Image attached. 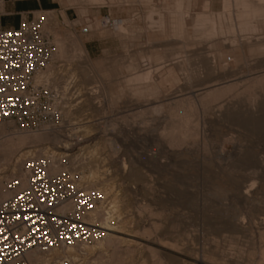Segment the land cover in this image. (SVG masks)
Returning <instances> with one entry per match:
<instances>
[{
    "label": "rangeland",
    "instance_id": "rangeland-1",
    "mask_svg": "<svg viewBox=\"0 0 264 264\" xmlns=\"http://www.w3.org/2000/svg\"><path fill=\"white\" fill-rule=\"evenodd\" d=\"M43 1H55L60 6L58 11L53 12L57 19L47 24L54 51L56 39L65 51V58L52 62L60 70L59 75H54V80L58 81L53 80L54 87L64 92V86L71 81L74 65L86 66L89 78L80 87L78 82L73 88L68 85L65 96L55 105L60 119L49 126L52 129L34 131L44 134V140L49 139L38 145H42L40 149L69 156L62 162L67 167L66 173L70 179L83 183L84 187L97 185L94 191L100 192L103 197L98 207L105 213L110 225L114 229L123 227L134 232L133 237L126 239L132 241L128 246L135 253L124 256V264H156L160 260L162 264H197V258L206 259L208 252L216 251L215 247H218L220 256L224 255V261L257 260L264 250L258 234H233L226 222L233 215L264 217V80L259 85L255 84L256 87L252 84L253 89L252 86L251 89L246 88L250 84L248 78L250 81L252 76L264 75V43L259 49H249L247 56L242 53L236 56L221 53L218 44L239 45L245 40L263 42L264 30L241 32L238 22H235L236 10L231 6L229 11L226 8L225 11L223 0H184L185 6L180 8L182 11L174 10V6L170 5L176 0H162L163 6L161 0ZM203 3H207V8L203 7ZM186 5L190 9L185 8ZM197 10L204 12L208 18L217 14L221 17L224 13L223 19V16L219 17L223 22H219L222 26L227 24L225 28L232 23L234 32L223 26L224 33L219 34V18L215 17V20L210 18L217 25L216 34L211 36L213 38L205 40L197 37L199 35L195 37L192 35L194 27L189 20L198 13ZM177 11L190 13L189 20L183 16L187 20L185 24H188H184V31L179 30L178 24L175 28L171 26L175 25L174 21L168 24L169 18L174 20L178 17ZM169 13L176 16L167 15L168 18L166 14ZM150 14L152 24L148 20ZM159 14L162 16L159 17ZM158 18H166L163 20L166 23L158 27L155 23ZM117 23L122 24L124 34L115 28ZM171 32H182L185 38L183 41L180 39V45ZM245 36L248 39L252 36L253 40ZM181 41L190 45L181 48ZM77 42L83 43L89 63L84 64L85 59L78 56ZM166 42L170 45H166ZM195 44L199 45L195 47ZM76 54L78 57L72 58ZM221 54L227 60L226 64L222 63L225 72L211 75L203 66L204 60L216 58V61ZM203 57L207 59L201 60ZM180 60L186 62L183 69L174 66L173 61ZM143 72H151L150 78L160 84V92L157 93L158 97H146L151 102L157 99L158 103L138 109L134 102L138 97H134L133 89L144 88L147 81L133 78L143 75ZM152 79L149 80L152 82ZM174 79L177 83L174 82L173 86L171 83ZM215 81L217 84L227 83L229 89L222 99L210 102L207 110L202 111V107H199L201 98L194 96H191V102L198 107V113H188V100L182 103V114H189V125L185 123L187 126L184 124L183 127L188 137H185L186 143L181 146L179 154L170 155L167 153L168 147L161 141L168 137L160 135L167 133L171 123L178 120L176 123L179 124L184 120L181 113L171 118L169 105L173 106L177 97L189 98V93L193 92L196 96L207 85L216 84ZM252 92L256 95H251ZM144 99L138 101L143 103L146 101ZM5 166H0V176L9 174L10 169H5ZM95 170L98 172L96 176L92 174ZM249 187H252L253 198L250 202L245 201L243 194L234 191L242 188L243 193ZM114 199L115 207L110 210ZM152 225H156L157 229ZM145 230L149 234L145 235ZM119 246L122 250L126 248L122 244ZM187 251L192 253L188 254ZM152 252L156 257H151ZM86 258L90 260L92 257Z\"/></svg>",
    "mask_w": 264,
    "mask_h": 264
},
{
    "label": "built area",
    "instance_id": "built-area-1",
    "mask_svg": "<svg viewBox=\"0 0 264 264\" xmlns=\"http://www.w3.org/2000/svg\"><path fill=\"white\" fill-rule=\"evenodd\" d=\"M29 13L18 28L0 29V123H12L30 132L60 119L56 102L65 96L43 77L54 61L52 35L47 33L49 13ZM29 16V17H28ZM70 88L77 83L73 79ZM47 157L30 156L23 162V177L6 183L8 196L0 195V264H87L83 255H65L80 244L104 238L91 219L102 195L88 190L63 172L50 175Z\"/></svg>",
    "mask_w": 264,
    "mask_h": 264
},
{
    "label": "bare ground",
    "instance_id": "bare-ground-1",
    "mask_svg": "<svg viewBox=\"0 0 264 264\" xmlns=\"http://www.w3.org/2000/svg\"><path fill=\"white\" fill-rule=\"evenodd\" d=\"M65 1V0H64ZM76 1V0H75ZM91 1H95V0H91ZM97 1V0H96ZM100 1V0H98ZM107 1V0H106ZM109 1V0H108ZM113 1V0H112ZM121 1V0H120ZM159 1V0H158ZM157 1V2H158ZM164 1H168V0H164ZM173 1V0H172ZM171 1V2H172ZM184 0H176V1H173L172 6H174V10L175 9H179V11L182 9L183 6H185L183 3ZM188 1V0H187ZM62 2V1H61ZM72 2V1H71ZM118 2V1H117ZM156 2V0H155ZM162 2V0L160 1ZM193 2V1H192ZM196 2V0L194 1ZM116 2H114L115 4ZM168 3V2H166ZM200 4V2H198ZM161 5L164 4L163 2L160 3ZM189 4V2L187 3ZM222 7H224V9H229L231 8V6L234 7V10H236V14L235 15V18H236V21L235 22H238V28L240 29L241 32H247V31H251V33H253V31H256L257 30H264V0H223L222 1ZM69 5V4H68ZM113 5V4H111ZM117 5V3H116ZM167 5V4H166ZM166 5H164L166 7ZM192 5V4H191ZM66 6V5H65ZM163 6V5H162ZM187 7L185 8H189V5H186ZM207 3H203V7H206L207 8ZM202 6H199L198 8H201ZM203 7L201 9H203ZM173 8V7H172ZM82 9V8H81ZM190 9V8H189ZM223 9V8H222ZM225 9V11H226ZM161 10V9H159ZM168 10V8H167ZM232 10V9H231ZM156 11V10H155ZM177 11V15L178 17L177 18H169L172 16L173 13H169V14H166L167 15H170L168 18H169V21H168V24L170 22L171 24V21L173 23V21L175 22L174 24L175 25H171V26H175L177 27L179 25V30L181 31H184L185 29V25L187 26L188 24H185L187 23V20H185V18L183 17L184 15L187 17V19L189 20L190 18H188V14H190L188 12V14H183L181 12ZM187 11V10H185ZM192 11V10H191ZM198 13H195V16L194 18H192V20H189L191 22V24L193 25L194 29L197 28V29H193L192 31V35L194 34L195 35H199L197 37H199L200 39H208L212 36V34L215 33V30H216V22L213 23V21L215 20V17H220V16H217L215 15L210 17L211 19H214L213 21L210 20V18L206 17L205 16V13L204 12H199V10H197ZM202 11V10H201ZM176 12V11H175ZM233 12V11H232ZM84 13V12H83ZM160 13V12H159ZM162 13V12H161ZM168 13V12H167ZM186 13V12H185ZM226 13H229V12H226ZM234 13V12H233ZM216 14V13H215ZM49 21L48 23L51 21V20H56L57 18L55 17V15H53V13H49ZM207 15V14H206ZM221 15V14H220ZM224 15V13H222V16ZM228 15V14H227ZM162 16V15H161ZM160 14H159V17H161ZM176 16V15H175ZM175 16H172V17H175ZM193 16V14H192ZM221 16V17H222ZM158 17V16H157ZM214 17V18H213ZM220 17V18H221ZM230 17V16H228ZM227 17V18H228ZM234 17V16H233ZM218 20L219 21H222V20ZM224 18V16L222 17V19ZM231 18V17H230ZM159 20L156 23V25L158 24V27H160L159 25H162V24H165L166 21H164L165 23H163V20H167L166 18L162 19V18H158ZM234 19V18H233ZM96 20V19H95ZM148 20L150 21V23H154L153 22V19L151 17V14L149 15L148 17ZM229 20V19H227ZM238 20V21H237ZM97 21V20H96ZM95 21V22H96ZM101 21V20H100ZM147 21V20H146ZM188 21V23L190 24V22ZM231 21V19H230ZM229 21V22H230ZM98 22V21H97ZM123 22V21H122ZM121 22V23H122ZM125 22V21H124ZM148 22V21H147ZM223 22V21H222ZM224 22L226 23V21L224 20ZM232 22V21H231ZM101 23V22H100ZM121 23H117L115 26V28L119 31L120 34L123 33L124 31V28L122 26ZM220 23V22H219ZM218 23V24H219ZM176 24H178L176 26ZM185 24V25H184ZM209 24V25H207ZM232 24V23H231ZM230 23L228 24L229 27L231 25ZM97 25V24H95ZM99 25V23H98ZM191 25V26H192ZM207 25V26H206ZM225 25V24H224ZM223 25V26H224ZM227 25V24H226ZM225 25V26H226ZM169 26V25H168ZM219 26V25H218ZM223 26L221 25L220 23V26L217 27L219 28L218 31L219 34L222 32L224 33V29H228L229 31H231L232 33L234 32V26H232L231 28H225L224 26V29H223ZM163 27V26H162ZM174 27V28H175ZM172 29V28H170ZM237 29V30H239ZM47 30V29H46ZM163 30V29H161ZM177 30V29H175ZM173 30V31H175ZM186 30V29H185ZM228 30H225L228 32ZM172 31V32H173ZM259 31V32H260ZM50 31L47 30V33H49ZM171 32V33H172ZM176 32V31H175ZM174 34L172 33L171 36L174 38V39H177L179 41H177V44H179L178 42H180V39H183V35H182V32H180L179 34ZM179 32V31H177ZM217 32V33H218ZM262 32V31H261ZM117 33V34H119ZM161 33V32H160ZM198 33V34H197ZM226 33V32H225ZM230 33V32H229ZM124 34V33H123ZM184 34V33H183ZM216 34V33H215ZM243 34V33H242ZM191 35V36H192ZM222 35V34H221ZM227 35V34H226ZM247 35V34H246ZM252 35V34H251ZM217 36V35H215ZM56 37V36H55ZM159 37H161V35H159ZM170 37V36H169ZM188 37H190L188 35ZM196 37V36H195ZM235 37V36H234ZM243 37V36H242ZM241 37V38H242ZM250 37V36H249ZM260 37V36H258ZM57 38V37H56ZM55 38V39H56ZM213 38V37H211ZM210 38V39H211ZM244 38L248 39L247 36H245ZM252 38V36H251ZM250 38V39H251ZM161 39H164L161 37ZM187 39V38H186ZM194 39V38H193ZM199 41H203V40H200ZM243 39V38H242ZM248 39V40H250ZM256 39V38H254ZM58 41V39H56ZM160 40V39H159ZM188 40V39H187ZM196 40V39H195ZM198 40V38H197ZM196 40V41H197ZM244 40V39H243ZM253 40V38H252ZM263 40V42H259L258 41H254L255 43H251V42H246L243 41L242 43H240L239 45L237 44H233L232 45H228L230 43H228L226 45L225 44H218V50L219 52L221 53H228L230 56H236L235 54L238 53H242L243 55L247 53V51L249 49H259L258 47L264 43V38L262 39L261 38V41ZM55 41V40H54ZM55 41V45H56V50H55V53H54V60H61L63 58H65V51L64 49L62 48L63 46L60 45L59 42ZM166 41V40H164ZM181 41V42H182ZM186 41V40H185ZM191 41V40H190ZM158 42V41H157ZM170 42V41H169ZM195 42V41H194ZM165 43V42H163ZM171 43V42H170ZM170 43L168 44V42H166V45H170ZM183 43V42H182ZM196 43V42H195ZM239 43V42H238ZM75 44V43H74ZM175 44V43H174ZM76 47H77V51L79 52V55L76 54L72 56V58H76V57H81V58H84L85 61H84V64L85 62L86 63H89V59L87 57V54H86V51L84 50V45L83 43L81 42H77L76 43ZM176 45V44H175ZM180 45V44H179ZM190 44L188 42L186 43H183L182 44V47L181 48H186L188 47ZM192 45V43H191ZM197 47V45L199 44H195ZM174 46V45H173ZM194 46V44H193ZM203 46V45H202ZM263 46V45H262ZM204 48H201L200 50H202ZM217 49V48H216ZM184 50V49H183ZM188 50V49H186ZM199 50V49H198ZM180 51V50H179ZM214 51V50H213ZM77 52V53H78ZM145 52V51H144ZM164 52V51H163ZM197 53H199L198 51H196ZM195 52V53H196ZM211 52V50H210ZM264 52V51H263ZM168 53V52H167ZM173 53V52H172ZM186 53V52H185ZM193 53V52H192ZM213 53V52H212ZM194 54V53H193ZM217 54V53H216ZM78 55V56H77ZM174 55V54H173ZM206 55V54H205ZM209 55V54H208ZM207 55V57H208ZM212 55V54H210ZM241 55V54H240ZM249 55V54H248ZM171 56V55H170ZM213 56V55H212ZM215 56V55H214ZM227 56V55H226ZM229 56V57H230ZM247 56V55H246ZM228 57V56H227ZM163 58V57H162ZM238 58V56H237ZM240 58H243L242 56H240ZM148 59V58H147ZM151 59V58H150ZM204 60V59H207L206 57H203L201 58V60ZM209 59V58H208ZM216 59V58H214ZM214 59H211V60H204L205 61V64L203 66H206V69H208V73H211V75L215 74V73H219L220 71V74L221 75V72L224 71L225 72V66H222V63L227 61L225 60V56L224 55H219L218 56V59L215 61ZM230 60L232 58H229ZM234 59V58H233ZM166 60V59H165ZM247 60V59H246ZM171 61V60H170ZM187 61V59H186ZM198 61V60H197ZM79 62H81V60H79ZM175 62L174 63V66L175 68L177 69H183L185 68V60H180V61H173ZM217 62H219V64H217ZM83 64V62H81ZM171 63V62H170ZM204 63V62H203ZM202 63V64H203ZM78 64V63H77ZM226 64V62L224 63ZM231 64V63H230ZM248 64V63H247ZM133 66V65H132ZM223 67V68H222ZM74 69H71L73 70V72L70 74L71 75V79H74L76 81V79L78 80L79 78L80 79H83V81H76L78 82L79 84V87L82 86L83 82L87 81L88 80V74H89V69L86 68V66L84 65H74L73 67ZM157 69V67H155ZM205 68V67H204ZM224 69V70H223ZM228 69V68H227ZM147 70V69H146ZM159 70V68L157 69V71ZM204 70V69H203ZM59 68H55L53 65L49 66L47 72L45 73V75L43 77H45L46 79H48L49 81L51 79L54 80V75L56 74H60L59 72ZM150 71V70H149ZM252 71V70H251ZM58 72V73H57ZM64 72H69L68 70L64 71ZM156 72V70H155ZM227 72H230L227 70ZM154 73V72H153ZM152 73V74H153ZM231 73V72H230ZM236 73V72H235ZM259 73V72H258ZM262 73V72H261ZM138 74V73H137ZM141 74V73H140ZM185 74V72H184ZM225 74V73H224ZM234 74V73H233ZM255 74V73H254ZM69 75V74H68ZM256 75V74H255ZM243 76V75H242ZM79 77V78H78ZM135 78H133V80H136V81H147L146 82V85H144V88H137L136 90H134V93L133 95H135L134 97H138L137 98V101H134L135 102V106L136 108H143L147 105H152V104H156L158 103L157 99L155 101L152 100H146V97H150L151 95L153 96H157V93L160 92V84L157 83V81H155L154 79L150 78L151 77V72H146L144 74L143 72V75H138V76H134ZM190 77V76H189ZM56 78V77H55ZM70 78V77H69ZM87 78V80H85ZM154 78V77H153ZM251 80L249 81V78L247 79L248 80V84L246 86L247 89H253L255 88V84H258L261 82H263L264 80V75H256V76H252L250 77ZM149 79H152L153 81L151 82ZM187 79V78H186ZM226 80V79H225ZM56 82V80H54ZM132 81V79H131ZM172 81V80H171ZM177 80L174 79L173 82L171 83L173 85V83H177L176 82ZM186 81V80H185ZM58 82V81H57ZM56 82V83H57ZM247 82V81H246ZM69 83V82H68ZM134 83V82H133ZM145 83V82H144ZM174 83V84H175ZM207 83V82H205ZM214 83V81H213ZM216 83V81H215ZM225 83V82H224ZM168 84V83H167ZM171 84L169 86H171ZM246 84V83H245ZM252 84L255 86H252ZM59 85V84H58ZM57 85V86H58ZM67 85V84H66ZM66 85L63 87L64 90L63 91H66L67 88H68V85L66 87ZM207 85V84H206ZM259 85V84H258ZM257 85V86H258ZM174 86V85H173ZM252 86V87H251ZM134 87V86H133ZM140 87V86H139ZM172 87V86H171ZM232 87V85L230 86ZM251 87V88H250ZM62 88V89H63ZM82 89V88H81ZM229 89V86H227V83L226 84H211V85H207L205 88H203L202 90H200L197 95L195 96L194 92L193 93H189V98H185V97H177L174 99V103L172 104L173 106L169 105V115L170 117L172 118V116H174L175 114H179L181 113V116H183V122H180L179 124L176 123H171L170 126L167 128V133H164L166 134V136L164 134L160 135L161 137H168L167 139H162L161 141L163 142V144H165L169 151L167 153H169L170 155H178L179 154V150L182 149V145H184L185 140L187 138H185L187 136V133L185 131H183V127H184V124H188L187 120L189 119V114H195L197 112V108L192 102V98L191 96H194L195 98H201L200 100V105L199 107L201 106L202 108V111L206 109V107L208 108V104L210 102H215V101H218L219 99H222L223 98V95L226 94V91H228ZM246 91V89H244ZM264 91V90H263ZM87 92V91H86ZM196 92V91H195ZM243 92V91H242ZM247 92V91H246ZM245 92V93H246ZM257 92V91H256ZM251 93V92H250ZM249 93V94H250ZM258 93V92H257ZM84 95V93H82ZM173 94V93H172ZM254 93L252 92L251 95H253ZM261 94V93H260ZM263 94V93H262ZM93 95V94H92ZM247 95V94H246ZM256 95V94H254ZM82 96V95H81ZM80 96V97H81ZM151 96V97H153ZM258 96H260L258 94ZM257 96V97H258ZM144 101L143 103L139 102L138 99H142L144 98ZM150 97V98H151ZM222 97V98H221ZM225 97V96H224ZM253 97V96H252ZM257 97H254V98H257ZM185 98V99H184ZM209 99V100H208ZM189 101L187 103H189V107H188V113L189 114H182V112H184L182 110L183 106H182V103L184 101ZM208 100V101H207ZM247 100V99H246ZM249 100V99H248ZM255 100V99H254ZM199 101V100H198ZM150 102V103H149ZM245 102V101H243ZM248 102V101H246ZM256 102V101H255ZM246 105V104H245ZM255 105V103H254ZM231 106V105H230ZM160 107V106H159ZM263 107V106H262ZM147 109V108H146ZM152 109V108H151ZM234 109V108H233ZM207 110V109H206ZM231 110V109H230ZM182 111V112H181ZM148 112V111H147ZM205 112V111H204ZM198 113V112H197ZM252 114V113H250ZM254 114V113H253ZM252 114V115H253ZM175 117V116H174ZM261 117V116H260ZM176 119V118H175ZM172 120V119H171ZM185 124V125H186ZM200 124V123H199ZM87 125H90L87 123ZM189 125V124H188ZM84 126H86L84 124ZM187 126V125H186ZM82 127V125H81ZM87 128V127H85ZM89 128V127H88ZM48 129H52V127H47V128H44L42 129L41 131H45V130H48ZM54 130V129H53ZM186 130V128L184 129ZM188 131V130H186ZM195 132V131H194ZM196 133V132H195ZM43 135L42 133H36V132H30V131H26V130H19L14 124L12 123H0V166L1 165H6L5 169H10L9 170V174L7 173H4L6 175H1L0 176V195L2 197H5V196H8V193L6 191V183L11 180L12 178L14 177H23L24 176V171H23V162L25 159H27L28 157L30 156H35V157H47L50 162H51V166H50V169H49V174L50 175H58V174H61L63 172H66L67 170V167L63 164L62 161H64L63 159L64 158H67L69 156H66V155H63V154H60V153H57L56 151H50L48 149H43L40 147H42V145H38L39 143H42L43 141L45 142V140L43 139ZM192 136V134L190 135ZM188 137V136H187ZM46 138V137H45ZM49 138V137H48ZM51 138V137H50ZM54 138L57 139V137L54 136ZM53 138V139H54ZM49 140V139H47ZM46 140V141H47ZM51 140V139H50ZM165 140V141H164ZM98 145V144H97ZM166 147V148H167ZM242 156V155H241ZM95 157V156H94ZM230 158V157H229ZM231 161V160H230ZM95 162H96V159H95ZM95 162H92V163H95ZM90 165H92L91 163H89ZM260 164V163H259ZM92 167V166H91ZM90 167V169H91ZM3 168V167H2ZM4 169V168H3ZM2 169V170H3ZM94 169V168H92ZM96 169V168H95ZM93 175H98V172L97 170L93 171L92 172ZM142 179V178H141ZM140 179V180H141ZM143 181V180H142ZM95 183V182H94ZM142 183V182H141ZM145 183V182H143ZM80 185H84L83 183H79ZM97 185L95 184H89L87 186V189L88 190H94V188H96ZM251 188L252 187H249L248 189H246L245 192L242 193V188H237L235 189L234 191L235 192H240L241 195L243 194L244 198H245V201L248 202L249 200L253 201L252 199V195H251ZM255 188V187H253ZM254 190V189H252ZM240 195V194H239ZM254 197V196H253ZM240 199V198H239ZM250 202V201H249ZM112 206L110 208L113 209L115 207V199L111 202ZM249 204V203H248ZM143 207V206H142ZM100 207H98L91 215V219L92 221L96 222L97 224H101V229H103L104 231V238L93 243L92 246L91 245H86V244H80V245H77L76 247L74 248H71L69 249L68 251L66 252H61V253H56L55 254V259H58V258H61L65 255H69L70 257H73V258H76L77 256L79 255H83L84 258H85V262L87 264H124V259L123 257L124 256H130L129 254H133L135 253L134 250H132L131 246H128V244H131L132 241L131 240H128L126 239V237H133L132 234L134 233L133 231L131 230H125V228L123 227H120V228H117V229H114L110 223L108 222V219L105 217V213L102 211V210H99ZM144 210V208H142ZM147 210V209H145ZM141 212V211H140ZM139 212V213H140ZM109 214V213H108ZM242 215V214H241ZM261 216V215H260ZM264 216V215H263ZM104 223V224H103ZM226 225H227V228L233 233V234H248L250 236H253L254 234H258L259 236V240L260 242L262 241L263 244H264V217L263 218H260L258 216H254V215H251L248 217H244L243 215L242 216H237V217H231L230 218V221L226 222ZM152 227H154V229H157L156 225H152ZM156 227V228H155ZM153 229V230H154ZM143 233H145V235L148 233L149 234V231H143ZM121 236H125V237H121ZM144 236V235H143ZM254 239V238H253ZM144 242H147V240H144ZM120 244H122V247H126L124 250L121 249V246H119ZM123 244H127V246H123ZM259 246V245H258ZM254 247V246H253ZM216 248V251H210L208 252V257L206 259H202V260H199L198 258L196 259V263L197 264H264V250L260 252V255H259V258L257 260H248V261H234L233 259L231 260H226L224 261L223 259V256H220L218 254V247H215ZM218 250V251H217ZM192 253V251H187V253ZM190 253V254H191ZM207 253V252H206ZM252 253L250 252L249 255H251ZM154 252H152L151 254V257H156L154 256ZM89 257L91 256L94 260H92V258L90 260H92L90 262V260L86 257ZM220 257V258H219ZM223 258V259H222ZM31 259L34 261V264H43L45 261H44V258L42 256H38L36 254H32L31 255ZM236 259V258H235ZM156 261V260H155ZM155 264V263H154ZM156 264H162L161 260L160 261H157Z\"/></svg>",
    "mask_w": 264,
    "mask_h": 264
},
{
    "label": "crops",
    "instance_id": "crops-1",
    "mask_svg": "<svg viewBox=\"0 0 264 264\" xmlns=\"http://www.w3.org/2000/svg\"><path fill=\"white\" fill-rule=\"evenodd\" d=\"M59 9L60 6L55 1L0 0V29L18 28L21 19L29 13Z\"/></svg>",
    "mask_w": 264,
    "mask_h": 264
}]
</instances>
